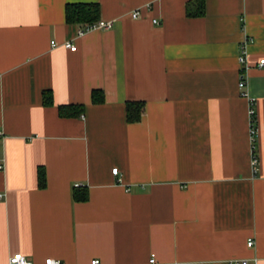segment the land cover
Returning <instances> with one entry per match:
<instances>
[{"label":"crops","instance_id":"obj_1","mask_svg":"<svg viewBox=\"0 0 264 264\" xmlns=\"http://www.w3.org/2000/svg\"><path fill=\"white\" fill-rule=\"evenodd\" d=\"M203 1L0 0V264H264V0Z\"/></svg>","mask_w":264,"mask_h":264},{"label":"trees","instance_id":"obj_2","mask_svg":"<svg viewBox=\"0 0 264 264\" xmlns=\"http://www.w3.org/2000/svg\"><path fill=\"white\" fill-rule=\"evenodd\" d=\"M198 6L195 7L194 11H192L191 4L187 5V12L188 16L190 17H197L202 16L204 14V1L197 0ZM65 15L66 21L70 24H75L77 26L83 27L84 25L93 24L97 20H99V5L98 4H82L78 3L75 4H68L65 7ZM101 92L95 91L92 93V102L95 103L100 98L99 95ZM51 93L45 92L43 94V105L51 106ZM71 107V106H70ZM144 103L143 102H127L125 107V117L128 123H138L141 120V115L143 112ZM80 109V107H79ZM59 115L61 117H66V115H70L69 113L64 112V108L60 107ZM78 113V112H77ZM75 113V114H77ZM38 179V187L43 188L45 187V179H44V169L39 168L37 173ZM72 199L74 202H83L88 198V192L83 187L82 188H74L72 189Z\"/></svg>","mask_w":264,"mask_h":264},{"label":"built area","instance_id":"obj_3","mask_svg":"<svg viewBox=\"0 0 264 264\" xmlns=\"http://www.w3.org/2000/svg\"><path fill=\"white\" fill-rule=\"evenodd\" d=\"M146 8H148V7H146ZM130 16H131V18H132L133 20H137L138 18H140L141 13H139L138 10H137V11H133V12H131ZM152 24H158V21H157L156 19H153V20H152ZM112 27H113V23L110 22V21H108V22H104V21H101V20H97V21L94 22L93 24L84 25L83 27H79V28H78V29H79V31H78V37H79V36H82V35H84V34H86V33L92 32L93 30H104V31H108V30L111 29ZM245 43H246V42H244L243 45H242V49H241V53H240L241 56L238 57V62H239L240 64H242V63L244 62V56H245V55H244V48H245ZM50 44H51L52 46H56V44H55L54 41L51 42ZM63 46H64L65 48L69 49V50L72 51V52H74V51L76 50V46H75V44L71 43L70 41H65V42L63 43ZM259 66H260V67H263V66H264V60L260 61ZM238 87H239V89H240L241 91L243 90V88L245 87L244 80L241 79V80L238 82ZM241 95H242V97H243V96H244V97H247V93L244 92V91L242 92ZM248 113H249V115H250L251 118H252V116H253L254 113H253L251 107H250ZM253 133H254V132H253V130H252V135H253ZM0 139H2V135H1V133H0ZM251 158H252V162H251V164H252V167L254 168V166H255L256 163H257V160H256V158H254L253 156H252ZM3 170H4L3 158H2V156H1V154H0V172H2ZM111 174H113V175H117V174H118V169H117V168L112 169ZM81 187H82V186H80L79 184H75V185H74V188H81ZM2 196H3V195L0 194V198H1ZM251 244H252V241L249 240L248 243L246 244V246H247V247H248V246H251ZM8 264H32V263H31V261H30L27 257H24L22 254L16 253V254L11 255V257H10L9 260H8ZM44 264H62V263H60L58 260H53V259H51V258H46V259L44 260ZM90 264H99V261H98V260H93V261H91ZM148 264H157L153 255L150 257V259H149V261H148ZM230 264H249V262H246V261H236V260H235V261H233V262L230 263Z\"/></svg>","mask_w":264,"mask_h":264}]
</instances>
